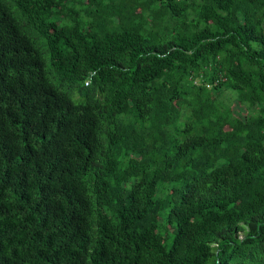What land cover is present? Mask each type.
Masks as SVG:
<instances>
[{"label": "trees", "instance_id": "obj_1", "mask_svg": "<svg viewBox=\"0 0 264 264\" xmlns=\"http://www.w3.org/2000/svg\"><path fill=\"white\" fill-rule=\"evenodd\" d=\"M0 264H264V0H0Z\"/></svg>", "mask_w": 264, "mask_h": 264}]
</instances>
